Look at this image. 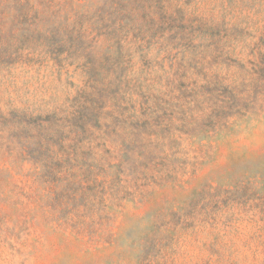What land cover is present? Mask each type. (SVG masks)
Returning a JSON list of instances; mask_svg holds the SVG:
<instances>
[{
  "label": "rangeland",
  "instance_id": "1",
  "mask_svg": "<svg viewBox=\"0 0 264 264\" xmlns=\"http://www.w3.org/2000/svg\"><path fill=\"white\" fill-rule=\"evenodd\" d=\"M2 1L0 264H264V0Z\"/></svg>",
  "mask_w": 264,
  "mask_h": 264
},
{
  "label": "trees",
  "instance_id": "2",
  "mask_svg": "<svg viewBox=\"0 0 264 264\" xmlns=\"http://www.w3.org/2000/svg\"><path fill=\"white\" fill-rule=\"evenodd\" d=\"M0 2L3 1L1 0ZM16 4L22 9H25V12H22V14L26 19L36 22L39 20L38 16H40V12H44L45 9L50 8L51 0H16ZM36 4H40V8L36 7ZM81 93V96L85 97L86 100L77 103L74 110L68 115H65L71 127L70 132L74 133L77 139L76 148L74 146V149H28L34 152L33 154H38L37 157H34L40 160L47 169L44 177H48L52 181L57 179L61 162L66 163L68 160L82 163L84 161L81 158L84 155L91 156V161L93 162L92 167H95L91 177L95 181H97V177L99 176L96 172L98 170L105 171L110 166H106V159L103 156L99 157L95 150L97 148H95L94 142H97L99 137L95 136V131L92 129L94 126L91 125L92 120H96L99 123L104 106L98 105V102L93 100L95 93L85 89ZM62 144L64 146L63 141ZM60 154H64L66 159L63 156L60 157Z\"/></svg>",
  "mask_w": 264,
  "mask_h": 264
}]
</instances>
